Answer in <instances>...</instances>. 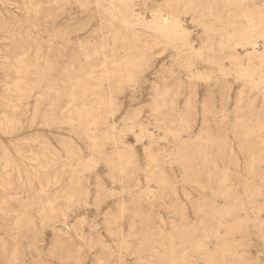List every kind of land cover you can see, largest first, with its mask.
<instances>
[{
    "label": "rangeland",
    "instance_id": "374dc122",
    "mask_svg": "<svg viewBox=\"0 0 264 264\" xmlns=\"http://www.w3.org/2000/svg\"><path fill=\"white\" fill-rule=\"evenodd\" d=\"M0 264H264V0H0Z\"/></svg>",
    "mask_w": 264,
    "mask_h": 264
}]
</instances>
